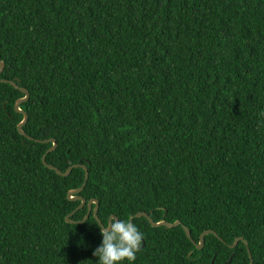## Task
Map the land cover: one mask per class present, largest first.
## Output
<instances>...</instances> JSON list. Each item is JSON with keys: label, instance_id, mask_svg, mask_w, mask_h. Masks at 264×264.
<instances>
[{"label": "trees", "instance_id": "obj_1", "mask_svg": "<svg viewBox=\"0 0 264 264\" xmlns=\"http://www.w3.org/2000/svg\"><path fill=\"white\" fill-rule=\"evenodd\" d=\"M0 62V264H98L50 140L132 264H264V0H0Z\"/></svg>", "mask_w": 264, "mask_h": 264}, {"label": "water", "instance_id": "obj_2", "mask_svg": "<svg viewBox=\"0 0 264 264\" xmlns=\"http://www.w3.org/2000/svg\"><path fill=\"white\" fill-rule=\"evenodd\" d=\"M3 70H4V65H3V63L0 62V75H1V73L3 72ZM0 84H3V85H9V86L13 87L15 90H18V91L24 96V99H22V100H20V101H18V102L16 103V105H15V107H14V111L16 112V114H19V115H22V116H23V121H22V123L17 127V131H18V133H19L20 136H22V137L28 139V138L25 136V134L22 132V128H23V127L26 125V123H27V116H26L25 113H23V112H21V111L19 110V107H20L22 104H24V103H26V102L28 101V99H29L28 92L25 91V90H23V89H19V88H17V86H16L14 83H12V82H8V81H0ZM37 143H39V142H37ZM40 144H44V145H45V144H52V148H51L49 151H47L46 155L52 153V152L55 150V148H56V143H55L54 141H52V140L47 141V142H43V143H40ZM46 155H44L43 158H42V161H41V162H42V165H43L44 167L48 168L49 170L54 171L58 176H61V177H66V176H68L73 168H81V169H83L84 172H85L84 182H83L82 186H81L79 189L72 190V191H69V192L67 193V198H68V200H70V201H79V202H80V205H79V206H78V207H77V208H76L71 214H69L68 216H66V218H65L66 223H68V224H82L84 221H86V220L88 219L89 215L92 213V215H93V217L95 218V220L97 221L98 225L101 227L102 223L100 222V220L98 219V217H97V215H96V213H97V211H98V202H97V200L92 199V200H90V201L86 204V201H85L82 197H80V196L78 195V194H80V193L83 191V189H84V187H85V185H86L87 179H88V173H87L86 168H85V167H81V166H74V167H70V168H68V169L66 170L65 173H61V172H60L59 170H57L55 167H51V166H47V165H46V163H45ZM85 205H87V214H86V216L83 218V220H81V221H79V222H75V221H73V220H70V217H71L75 212H77L78 210H80L81 208H83ZM93 205H94V208H93ZM92 208H93V209H92ZM142 217H143V218H146V219L150 222V224L152 225V227H154V228L165 227V228H170V229H172V228H175V227H178V226H182V223H181L180 221H178V222H176V223H173V224H171V223H169V222H166V221H161V222L156 223V222H154V221L149 217V215H148L147 213H139V214H137V215L135 216V219H139V218H142ZM112 218H116V217H115V216H111V217L109 218V220H108V224H109V222L111 221ZM131 222H133V218L131 219ZM183 230L185 231L187 237L192 241V243L196 246V248H197L198 250H202V249H203V247H204V243H205V237H206V236L212 234V235L218 237L217 233H215L214 231H206V232H204V233L200 236V242H199V243H196L195 241L192 240V236H191V232H190V230H189L188 228L184 227V226H183ZM220 240H221V239H220ZM241 241H243V242L245 243V245L247 246V248H248V252H249V255H250V259H251V264H254V263H253V260H252V256H251V254H250V250H249V247H248V243H247L243 238H238V239H236L235 242L233 243V245L230 246V248H231V249L236 248V247L239 245V242H241ZM231 261H232V257L230 258V260H229L226 264H230Z\"/></svg>", "mask_w": 264, "mask_h": 264}, {"label": "clouds", "instance_id": "obj_3", "mask_svg": "<svg viewBox=\"0 0 264 264\" xmlns=\"http://www.w3.org/2000/svg\"><path fill=\"white\" fill-rule=\"evenodd\" d=\"M264 116V112H261ZM102 243L93 251L98 257V264H132L136 254L142 250L144 233L130 219L112 218L107 226L99 227Z\"/></svg>", "mask_w": 264, "mask_h": 264}]
</instances>
